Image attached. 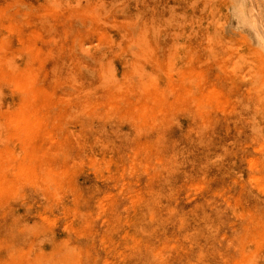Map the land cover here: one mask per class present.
Here are the masks:
<instances>
[{"label":"rangeland","instance_id":"rangeland-1","mask_svg":"<svg viewBox=\"0 0 264 264\" xmlns=\"http://www.w3.org/2000/svg\"><path fill=\"white\" fill-rule=\"evenodd\" d=\"M0 264H264V0H0Z\"/></svg>","mask_w":264,"mask_h":264}]
</instances>
